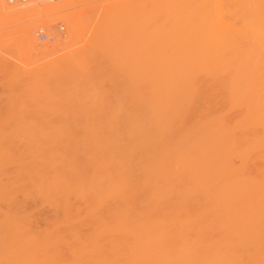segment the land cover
Returning <instances> with one entry per match:
<instances>
[{"label":"rangeland","instance_id":"rangeland-1","mask_svg":"<svg viewBox=\"0 0 264 264\" xmlns=\"http://www.w3.org/2000/svg\"><path fill=\"white\" fill-rule=\"evenodd\" d=\"M58 1L64 2L67 0H58ZM100 1H102V0H81L78 4H76L74 6L67 7L66 9L52 10L49 7H44V10L41 12L42 13L41 16L38 15V16L31 17V18H24L21 20H18V19L13 20V19L4 17V15L0 16V111H1L0 112V146H1V148H0V264H20L23 262V260L25 262L24 264H38V263L41 264V262H42V264H103V263L108 264V261L106 259H104L106 257L108 258V256H105L108 254V250H107V248H108V232L107 231L103 232L102 230H105V229L108 230V217L110 214L107 212L105 213V211L109 212L108 209H110V213H111L114 210V209L112 210V208H116L117 205L115 204V202L111 196L107 197V198L112 200V201L108 200L107 198L105 199V196L108 195V193H107L108 190L105 191L104 189L105 188L108 189V183H107L108 182V179H107L108 178V176H107L108 175V172H107L108 169L107 168H108V166L115 167V165H117V163H119V162H116V160H119L122 163L126 162V164H129V166L126 165L125 163L123 164V166L124 167L128 166V168L134 164V162H135L134 159H136L135 167L139 163L142 166L143 162H141V160L145 162L144 164H146V167H147V164L149 166V164L152 162L154 164V165L151 164L152 165L151 167H153V169H154V166H157L161 162L160 166H157V167H163V168H161V169L158 168L157 170L159 172L158 171L157 172L158 173L167 172V173H165L166 175L163 173V175H165V176H162V180H161L162 183H163V180H165V178L167 177L168 171L169 170L173 171L172 169H170L171 168V166H170L171 162L170 161H172V164H173L172 167L174 169L176 168V171H178V173L174 170L173 174L172 173L171 174L172 175L177 174V175L172 176L169 173L170 174V175H168L169 179L166 178L167 181H165L164 184H161V182H160L161 185H166V183L170 181L171 184H169L170 183L169 182L166 186L174 184L175 182L172 183L173 180L176 181L177 185L182 184V186H183L186 183L185 181L187 178V176H186L187 173L186 172L183 173L180 170L181 169H182V171H183V169H185L184 171H187L186 169L190 170L191 166H193V169H194L196 167V166H194V163H196V161H197V163L200 162V164L203 161V164H201L202 166L201 167L197 166V168L201 169L204 167L205 169L204 168L203 169L205 170V172L208 173V174L205 173V175H207L205 177V178H207L206 179L207 181L205 180V183L208 181L209 182L212 181V185H214V184L216 185L219 182L220 183L226 182L225 186H227V180L233 181V179H235L233 181V183H232V181H231V183L233 184L234 188H237L236 184L238 186V183H239V182H236V181H239L238 179L235 178L237 176H238L237 178L240 177L239 178L240 181L242 179L243 180L242 182H244V183H246L247 180L250 181V183L247 181L246 186H248V183L252 187L256 183L261 184L262 182H264V151H262V150H264V138H262V137H264V133H261V130H262V132H264V128H261V126H264V115L260 114V112L264 113V104H262V101H264V99H262V98H264V86H262V85H264V84L259 85L262 83L259 81L264 80V76H262V75H264V69H262V68H264V64L259 65L260 61H262V58H264V57H262V56H264V54H258V53H260V50H262V48H264V46H262L264 44H260V40H262V38L260 39L261 36H259V38L257 39L258 35H257V33H255L256 32L255 30L251 29L252 31H250V29H248V28L253 27V26L249 25V27H248V26H243V25L238 24V23H237V25L234 26V27H238L240 25L241 28L242 27L245 28L243 30L245 33H242L243 31L242 32L237 31L241 28L235 29L234 27L233 28L232 27H226V25L223 22L224 21H230L229 19H226V18H228V16H229V18H231V15L228 13L232 9L233 5L228 7L225 4H221L227 8L222 6V10H223V8H225V12H224L221 10V6H219V9L221 10L219 12L216 9H214L215 7H217L219 5V4H217L216 0H215V4L217 6H215L214 8L212 6L214 3H211L213 0H207V1L201 0L202 2H206L205 4L207 6L209 5L208 3H210V6H208V7H206V5H204V3L196 0V1H198L197 2L198 4L202 3L201 5H203V8H201V7L199 8L196 5H194L195 8H193V9H196V7H197V10H193V9H190V10L197 11L196 13L191 11L195 14H198V13L201 14L203 12L202 9H204V8H207V9H204L206 12L205 15L207 13H209V11L212 12V10H213L216 13L212 12V14H209V15L220 14L224 18L225 14L227 13L228 16L226 14V18H224L225 20L221 19V17H219V15H218V17H219L220 21L213 18L214 22L216 20H217L216 22H219V24L215 22L214 26L217 25L218 28H220V29H223V27H225L224 29L228 28V31L230 30L229 32H232V33H234V31H235L234 34L238 35L235 37V39L240 37L243 41V40H246L244 38L247 37L246 36L248 34L247 32H250V34L251 33L253 34V35L248 34V38H247L248 41L246 40L245 41L246 44H242V46L245 47V49L243 47H241L240 43L242 41H240V43L239 42L235 43L236 45L234 44V47H232L230 45V48L233 51H235V48L237 47V44L239 43L238 49H241V50H239V51L236 50L235 52H233L228 47L230 49L229 50L230 53L228 52L227 47H222L224 49V52L227 51L226 53H223V50L220 51V47H218L219 44L217 45L216 44L217 42L214 40L212 41V40L208 39L206 41L204 40L205 42H201L202 44L205 43L204 47H208V45H213V47H210V49H208V48L207 49L208 50L212 49V52H214L213 51V49H214L216 51V54L219 57L221 56V58L223 56H226V55H228V56H226V58L228 57L227 59H229V56L234 57V59H236L235 61L237 62V64L234 63L233 65L236 64L235 66H238L239 69L242 66V68L248 70V72L244 71V69H240V71H239V69L236 67L238 69L236 71V73L239 72V75H240L239 80H241V81L244 80V81L241 82V81L237 80L239 75L234 74L235 70H236L235 68L232 69V67H234V66L230 67V69H232V71L228 67H227V71H226V69H225L226 66H225V68H223L224 66H222V68L225 71L222 70V68H219V67H221L220 65H222V64L227 65V64H226V62L222 63L221 62L222 59H220V62H218L219 59L216 62V59L218 58V56L215 55L217 58H215V61H212V63L210 62L212 65H210V63H207L210 67L213 66V69L210 68L207 64L206 65H207L208 70L204 69L203 66H201L202 69L195 70V71H193V73L191 75H189L190 78L188 77L187 81L190 80L189 81L190 85L187 84L188 82H186V84L184 85L185 87L184 86L181 87L184 89L178 90L179 88H177L176 91L171 92V94L169 95L171 97H172V94L176 92V95H174L175 97L173 96L174 101L172 100V98L170 100L171 102L168 101L169 96L165 97L163 95L162 91L159 92L158 97H160V95L162 94L161 96H163V98L162 97L161 98L164 100H162L161 98H158V100L161 99L160 102L162 103V105H160L159 103L157 105H159L161 108H163V106H164L163 102L168 101L169 105L166 102H165V105L167 104L169 107L168 106H166V107L164 106V107H165V109L166 108L167 109L170 108V109H169V111H166L167 109L166 110L160 109L161 112H162V110H164V112L166 111L164 116L162 115V113H164V112L160 113L158 111V113L160 114V116L164 117V120L167 121V123H170V124H167L164 120L159 119L161 117H158L159 114L156 113L157 110L155 109V113H156L155 116H157V119H159V121L161 122L162 125L160 123H158V120L156 121V117H155V118H153V119H155V121H153L154 126L161 125L162 127L160 129H158L159 127H157L156 129H153L155 127L152 126L151 122L148 121V120L151 121L152 117H151V119H149V117H150L149 112H147V110H144L146 112L142 111L140 116L138 117V121L134 122L135 124H133V125H136V126L142 125L145 128H147V126L149 125V127H148L149 129H146L147 131L144 129L145 131L141 130L140 133L138 132V135L137 134H134L135 136L134 135H130V136L128 135L129 137H127V136L123 137L122 135H113L111 133L113 135L111 137L110 136L111 134L108 133V135H106V129L101 127L102 124L106 125L108 123L107 118H108V115H110V114H108V112H112L113 114H111V115H113V116L116 112L117 117L120 115L119 113H121V112L125 113L124 112L125 109H123L122 111L120 109V102L122 103L123 106L126 104L125 107H127V108H130V105H132L131 108L134 107V105L136 103L137 104L139 103V105H140L141 101H143L142 105L144 106L143 103H144V98L146 97V95L144 94L145 92L141 91V90H143V88L136 85V81H134L135 79L134 80L132 79V78H134V76H133L134 74L128 75L126 73V72H128L130 74L133 72L127 71V70H125L126 71L125 72L124 70L117 69L115 66V59H114V62L112 61L113 62L112 67L114 65V68H111V65L109 64L111 61L109 59H107L106 56H104V57L102 56L103 58H101V54H98L100 51H97V49H95V48H98L100 46V44H102V40L105 37L103 39H100L101 41L99 40V42H98L99 44L98 45L96 44L98 47H96V45H95V47L93 48V51H92V52H94V51L97 52V53L95 52L93 54H94V56L99 58V60L102 59L101 60L102 64H100V61L98 59L96 61V57H93V59H95L94 61L90 57L93 55V54L90 55L91 54L90 51L93 47L92 45H90V44H92L90 40H91L92 32H93L94 27H95V23H96L97 18L100 14L99 13L101 10V7L99 6V3H101ZM196 1H194V2H196ZM1 2L3 5H6V6L8 5L4 2V0H1ZM22 3L24 4L25 2H19V4H14V5H18L21 8L23 6ZM179 5L180 4H177V3H174L173 5L172 4H170V5L165 4V6H160L159 8L155 9V11H153V13L155 16H156V14L158 15V17L162 16L160 18V20H162L166 17L167 14H170L173 12L172 9L180 10L178 8ZM181 6H182L181 9L183 7H186L185 5H181ZM187 6L189 7V5H187ZM236 6H238V5H236ZM211 7H212V9H211ZM239 7L238 8L236 7L237 8L236 11H235V8L233 9L234 13H237V10H240L241 8L243 9V7H240V9H239ZM160 8H162V9H160ZM198 8H199V10H198ZM208 9H209V11H208ZM162 10H164V12H163L164 15H162L163 14ZM201 10H202V12H201ZM198 11H200V12H198ZM233 11L231 10V12H233ZM243 11H245V9L242 10V12L239 11L238 13L242 14V13H244ZM222 12H224V13H222ZM203 13H202V15H203ZM215 15L213 17H215ZM89 17L91 20L89 19ZM218 17L216 16V18H218ZM77 19H79L78 25H76ZM25 25L33 26L32 27V29H33L32 36L34 38V44L36 46V49H46V48L51 49L56 44H58V43L61 44L62 42L66 41V40H70L72 42V36L70 39H68V36H69V34H72L73 32L75 33L76 29H77V34L74 38V41L75 40L76 41L72 42V43H74L73 44L74 46L71 44L72 47L69 49L70 51L68 50V52L66 51V53H64V54L61 52L62 54L60 57L63 58L65 55L67 56L68 53L70 54L71 52H74V51L83 52L82 56H84L85 52H86V55L83 58H87V59L86 60L83 59L84 60L83 62L86 63V70H87L86 72L89 75L84 70H83L84 73H82V71H81V73L78 74V72L82 69L77 64L78 68H79V70H77L78 69L77 65L74 62H71L73 64H69L70 62L66 63V64H63V63L59 64L57 62L53 63L54 59H44V58L42 59L40 57H39L40 58L39 59L33 51L25 48L23 46L21 40H20V32H21V29L23 28V26H25ZM56 26L58 27L57 30H56ZM220 26H222V27H220ZM60 27H64L63 28L64 31L60 32L59 31ZM125 27H126V29H125ZM254 27H256L259 30V27H261V26L257 27V25H255ZM254 27H253V29H254ZM37 28L38 29H40V28L44 29L45 31L48 30L49 33L51 31L52 35H56L59 33H61L63 35H62V37H58L59 39L56 38L55 41L52 42V44H50V43L48 44L46 42H38L36 39V31L38 30ZM122 29H125V30L122 31ZM130 30H131L130 26L125 25L123 28L119 29L117 33H115L116 35H118L117 38H116V36L112 37L115 34L113 35L112 33H110V34H112L111 37L109 36L110 34L108 35V39H110L109 42H111L113 40L114 42L112 41V43L115 44L114 47H117L116 52H118V50H120V48H121L119 53L121 51L123 53L125 50H128L127 47H130V45H131V40H130L131 38L130 37L131 36H130V34H127L130 32ZM246 30H247V32H246ZM48 31H46V32L48 33ZM52 31H53V33H52ZM120 31H122V32L120 33ZM259 31L260 32L264 31V26H262V30H259ZM118 33H120V36ZM241 33L244 35L243 37H242ZM258 34L261 35L262 33L261 34L258 33ZM163 35H165V34L161 33V35H159V41H160L159 47H161V48L163 46H168L165 43V41L167 40L166 38H164L165 36L162 38ZM249 35L251 36V38ZM121 36L123 38L125 36V38L123 39ZM254 36L256 37V38H254L255 41L258 42V40L260 39L259 43H257L258 45L252 39V37H254ZM240 38H239V40H241ZM119 39H121L122 41L121 40L118 41ZM125 39H126V41H125ZM251 39H252V41H251ZM115 40L117 42H115ZM239 40L238 39L234 40V38H233L234 42L239 41ZM249 40H250V42H249ZM123 41L126 42V44ZM220 41H218V42H220ZM119 42H120V44H118ZM228 42H229V40H228ZM228 42H226V43H228ZM251 42H253V43H251ZM261 42L264 43V40H262ZM230 43L233 44L232 41H230ZM243 43H244V41H243ZM88 44H89V47H91V48H88ZM116 44H118V45H116ZM220 44L225 45V42L220 43ZM249 44L250 45L254 44L251 46L252 48L250 47L251 49L249 48V46H250ZM222 45H220V46H222ZM226 45L228 46L229 43ZM125 46H127V47H125ZM123 48H127V49L123 50ZM248 48L250 50H253L258 55V58L256 61L251 62L252 57L256 56V54L252 51V54L253 55L255 54L253 56L251 54V51L250 50L248 51ZM254 48L256 50L258 48H261V49L260 50L258 49L259 51H257L258 52L257 53ZM243 49L246 51H243ZM237 51L239 53H240V51H243V54L239 55V56H242L241 59L243 57H245V55H244L245 53H248V52L250 53V56L248 53L246 55V58L242 59V60H244V59L248 60L249 57L251 58V59L249 58L250 60H248L246 62V65L248 64L247 66L246 65L243 66V64H242L245 60L242 61V63H241V61H240L241 59L237 56L239 54ZM27 52H29L30 54H28ZM116 52L114 53V56H115ZM231 52H233V54ZM119 53H117L116 55L117 56L120 55ZM234 53H237V55ZM261 53H264V52H261ZM88 54L90 56H88ZM229 54H231V55H229ZM234 55H236V57ZM213 56H214V53H213ZM247 56H248V58H247ZM88 57H90L91 59H89ZM255 58L256 57H254L253 59L255 60ZM88 59H89V61H88ZM227 59H225V61ZM230 59H232V58H230ZM108 60H109V62H108ZM91 61H92V63H90V65L87 66V64H89V62H91ZM95 61L99 62V63H96ZM235 61L234 60L230 61V62L227 61V63H229L228 66H230L231 63H233ZM257 61H259V62H257ZM223 62H224V59H223ZM214 63H215V66H214ZM252 63H254V64H252ZM261 63H264V61H262ZM91 64H93V65L97 64V65L101 66L100 68H98L101 70L96 69L97 66H96V68H95V66L92 67ZM83 65H85V64H83ZM249 65H251V66H249ZM65 66L67 67V69ZM248 66L253 71L250 68L249 69L246 68ZM253 66L255 68H252ZM215 67L217 68V70ZM75 68H76V70H74ZM93 68H94V70H91ZM90 70H91V72L92 71L94 72V74L92 73V75H93L92 80H90L91 79L90 77H92L90 74L91 72H89ZM113 70H116L117 72H114ZM250 70L253 73H251ZM118 71H119V74H118ZM122 71H124L125 73H123ZM259 71H261V72H259ZM72 72H73V74H76L75 76H78V77L74 79L73 78L74 75L72 74ZM223 72H225V73H223ZM231 72H233V73H231ZM96 73H98V74L96 75ZM109 73L113 76V77H111L112 79L109 78L110 77ZM121 73H123V74H121ZM254 73L258 76L257 78H255L256 76ZM83 74L84 75L86 74V75L84 76ZM126 74H127V76L125 77ZM195 74L198 76H195ZM69 75H70V77H68ZM80 75L82 77L84 76L86 78V81H84L85 80V79H83L84 77L80 78L81 77ZM108 75H109V77H108ZM210 75H213V76H210ZM243 75H245V78L241 79L242 77H244ZM247 75H252V77L254 75L255 77H254V79L252 78V80H251L250 79L251 76H250V78H248ZM88 76H90V77H88ZM129 76H131V78ZM191 76H192V78H191ZM78 78L83 80V81L81 82V80H79ZM231 78H233V79H231ZM76 79H78L79 82ZM87 79L89 81H87ZM129 79H131L130 81L132 83L129 81ZM109 80H111V81H109ZM230 80H232V81H230ZM247 80L250 82H252L254 80L253 83L258 84L259 86L255 85L253 83L250 84V82H246ZM256 80H258L257 83L255 82ZM72 81H73V83H72ZM133 81L135 82V84H133L134 83ZM233 81H235V82H233ZM124 82H125V84H123ZM245 82L247 84L249 83L246 87L252 86L249 89L247 88L246 94H245V91H246L245 86H243V85H246ZM239 83H241L240 86H239ZM232 84H234V85H232ZM120 85H122L123 87ZM188 85L190 87H188ZM235 85H237L240 88L236 89L237 87ZM116 86H118V88H116ZM134 86H137L136 87L137 89L136 88L134 89L133 88ZM191 87H193L194 90H192ZM231 87H232L233 91H235V92L232 91L233 94H232V92H230ZM258 87L260 89H258ZM242 88L245 91H243ZM253 88H256V91ZM186 89H188V90H186ZM122 90H124V91H122ZM181 90H183L184 92ZM189 90H191V91H189ZM241 90L243 92H240ZM248 90L252 91V92L254 91V92L249 93ZM141 92H142V95H141ZM256 92H259V93L257 94ZM241 93H242V95L238 96V94H241ZM247 93H248V95L249 94H251V95H249V97H248ZM179 94H181V95H179ZM182 94H184V95H182ZM229 94H230V96H229ZM243 94H244V96L246 95V97H244L243 100L241 101L242 103H240V99H242ZM259 94H260V96L262 95V98L259 96ZM116 96H118V98ZM184 96H186V97H184ZM255 96L259 97L258 104L259 105L262 104V105H260V106L258 104L256 105L258 97L256 98ZM182 97H183V99H180ZM237 97H239V100H236V99H238ZM124 98H126V99H124ZM165 98L167 100H165ZM231 99H233V100H231ZM253 99L255 100L254 104L256 106H254V107L256 109L254 107H252V105H253L252 101H254ZM184 100H186L187 102ZM189 100H190V102H189ZM244 100L248 102L247 103L248 105H245L246 102ZM248 100L251 102L252 105L249 103ZM178 101H179V103H178ZM236 101H238V102H236ZM102 102H103V104L105 103V105H106L103 107L104 108L103 113H101V111L103 109L102 108V106H103ZM108 103L112 107V108H110V111H108V109H107V107L109 105ZM129 103H131V104H129ZM175 103H177L178 105ZM233 103L234 104L237 103V104L234 105ZM243 103H244V105H242ZM127 105H129V106H127ZM173 105H175V106H173ZM114 106H115V108H114ZM159 106H157V107L160 108ZM144 107H142V108H144ZM7 108H8V110H9V108L11 109V113H9L6 110ZM105 108H106V110H105ZM113 108L115 111L113 110ZM178 108H179V110H177ZM111 109L114 112L111 111ZM119 109L121 112L119 111ZM4 110H5V112H4ZM257 110H260V111L258 112ZM6 112H7V114L9 113L10 115H6ZM104 112H106L108 114V115H104L105 117L103 116V114H105ZM169 112H171L170 115L172 117H170V115H169V118H168L167 115L169 114ZM174 112H176V113H174ZM146 113H147V115H146ZM97 114H98V118L95 117V115H97ZM122 115H124V114H122ZM122 115H120V116H122ZM99 116H101V117L99 118ZM102 116L106 119H103ZM245 116H246V118H245ZM249 117H251V118H249ZM96 118H97V120H96ZM145 118H147L148 120H146ZM258 118H259V120H258ZM99 119H102L104 121L107 120V121L105 123ZM98 120L100 121V123H98ZM241 120H244L245 122H242ZM240 121H241V123H240ZM140 122H142V123H140ZM259 122H261L262 124L258 125ZM223 123H225V124H223ZM234 123H235V125H234ZM254 123H255V125L257 124V127L255 125L253 126ZM163 124H165V125H163ZM226 124H228L229 126ZM199 125L201 126V128ZM220 125L223 128L226 127V129H223V128H222L223 130L219 129V128H221ZM232 126H234V128L236 127L235 128L236 130H234L232 128ZM251 127H253V128H251ZM254 127H256L255 132H254ZM208 128H209V130H208ZM214 128H216V129H214ZM231 129H233L234 131L233 130L230 131ZM240 129L243 130L244 133H240V132H242ZM148 130H151L150 131L151 134L149 133ZM156 130H158V131H156ZM167 130H168V132H167ZM211 130H212V134H211ZM213 130H214V132H213ZM247 130H248V132H247ZM152 131H156V132H152ZM196 131H198V132H196ZM204 131H206V133H204ZM218 131H220V132H218ZM169 132H171V133H169ZM221 132L222 133L224 132L226 135L225 134L222 135ZM146 133H147V135H146ZM153 133H156V135L159 134L157 137H158V139L161 138L162 140L161 139H160V141L157 140V142L155 143V140H156L155 138H157V137ZM167 133L170 136H167ZM148 134H150L151 136H148ZM162 134H165V135H162ZM182 134H184V135H182ZM153 135H155V136L152 137ZM186 135H188V136H186ZM199 135H201L202 137ZM215 135H216V137H215ZM234 135L238 136V139H237V137H234ZM115 136H117V137H115ZM140 136H141V138H140ZM142 136H144L146 138L148 137V139H149V137H152L155 140H152V139L148 140L147 139V143H146L145 138ZM162 136L165 138H163ZM208 136H210V138L215 137L216 141L213 140L214 138L211 139L212 140L211 141ZM254 136L257 138H253ZM110 137H111V139H110ZM126 137H127V139H126ZM203 137L204 138L207 137V138H205L207 140H205ZM113 138H115V140H117V141L114 140V141L110 142L111 140H113ZM122 138H124V139H122ZM129 138H131V139H129ZM135 138L137 139V141H135ZM176 138L178 140L181 138L182 139L184 138L185 141L182 139H181V141H175V140H177ZM200 138H201V140H200ZM139 139L141 140V142H143V144L139 143ZM193 139H195V140L193 141ZM203 139H204V142H203ZM224 139L226 140V142ZM235 139L238 140L237 144H236ZM258 139L259 140L262 139V141H260L257 144V142L259 141ZM124 140L125 141L127 140V141L124 142ZM133 140L135 141L134 144L132 143ZM168 140H170V143L168 142ZM209 140L211 142H209ZM148 141H151L152 143L151 142L149 143ZM207 141H208V143H206ZM108 142H110V143H108ZM116 142H118V143H116ZM175 142H178L177 145H181V143L183 145L178 146V148H176L177 145L174 144ZM184 142H185V144H184ZM187 142L188 143L190 142V143L186 144ZM114 143H116V145ZM136 143H139V144L136 145ZM171 143H172L171 149L176 148L175 150H171L169 148ZM216 143H217V145H216ZM220 143L223 145V148H222V145L220 146ZM229 143H233L232 148H231V144H229ZM251 143H253V144H251ZM119 144L120 145L124 144L122 146H125V148L127 145L128 146L133 145V148L131 146V148H132L131 150L138 149L139 153H135L136 155H134V152H136V151H134L131 154L130 152H132V151L127 150V148H128V146H127L126 149L122 148L125 150H123V154L121 155L120 153H117L118 151L122 152L121 151L122 149L118 148V146H120ZM140 144H142V145H140ZM190 144H193V146ZM195 144H196V146H197V144L199 145L197 149H195L196 148ZM205 144H208V148H206ZM161 145H162V148L164 150H162ZM187 145L191 146V148H186ZM209 145H213V146H210V148H209ZM238 145L241 146V148H242V149L240 148L241 150L239 148H237ZM2 146H4V148H2ZM96 146H98V150L95 149ZM100 146H101L102 150L100 149ZM142 146H143V148H142ZM149 146H151V147H149ZM194 146H195V148H194ZM201 146H202V148H201ZM217 146L219 149L217 148ZM225 146H226V148H225ZM248 146H249V148H248ZM252 146H254V148H252ZM104 148H106V149H104ZM115 148H117L116 154H119V155H116L117 159L115 157H111V156H115V153L114 152L112 153V150H116ZM129 148H130V146H129ZM203 148H205V150H204L205 153L203 152V150L201 151V149H203ZM212 148L214 151L213 150L211 151ZM227 148H230V150L231 149L232 150L231 151L227 150ZM247 148L250 150H247ZM260 148H262V149H260ZM3 149L6 150L7 152L3 151ZM183 149H185V150H183ZM186 149L189 153L184 154L183 152H186ZM189 149H191L192 151ZM220 149H221V151H220ZM10 150L13 152H11ZM142 150H143V152H141ZM168 150H170V152H171L170 153L171 157L170 156L168 157L169 154H167V153H169V152H166ZM252 150H254V151H252ZM9 151L11 153H9ZM105 151H106V153H105ZM107 151H108V153H107ZM172 151H174V152H172ZM219 151H220V155L216 156V153H219ZM225 151H227L229 153H227ZM100 152H102L104 155L106 154L107 157L104 156ZM110 152H111V154H109ZM124 152L126 154H124ZM150 152L152 154H150ZM163 152H165V154ZM234 152L235 153L240 152V154L243 153V156H241V155L237 156L236 155V158H235V156H233ZM127 153H130L131 155L127 154ZM158 153L160 154V157H159ZM172 153L173 154L175 153V154L172 155ZM203 153L204 154L207 153V154L204 155ZM183 154L186 156H183ZM188 154H190V155H188ZM3 155H5L6 157ZM7 155H8V157H7ZM124 155H125V157H124ZM128 155H130V156L134 155V156L130 157ZM148 155L150 157H151V155L155 156V157H151V159L152 158L154 159L157 156L158 159L160 158V160H159L160 162L155 163L158 161V159H157L155 162L151 161L150 163H148V161L150 160ZM163 155H165V157H162ZM177 155H179L180 157L178 156V158H177ZM212 155H213V157H211ZM244 155H246V156H244ZM118 156H120V157H118ZM136 156H138V158H135ZM139 156H143L144 158H145V156L146 157L148 156L147 157L148 161H147V158L145 160L143 157L139 158ZM173 156L175 157V159H178V160L177 161L174 160ZM181 156H183L185 158L187 157L186 159H190V157H191L192 160L190 159V161H188V160L186 161ZM203 156H206V157L208 156L207 159H209V160H207V161H210L211 158H215V159H213V161L211 159L212 162H207V161L203 160V159H205ZM221 156H223V157H221ZM240 156H241V159L243 158L242 161L239 159ZM104 157H106V159ZM121 157L124 159H122ZM167 157L170 161L168 159L166 160ZM193 157H195V159H193ZM108 158H109V160H108ZM112 158L114 160H110ZM132 158H134L133 164L130 162V161H132ZM170 158H172V160ZM197 158H198V160H199V158H202V159L198 161ZM222 158H224V159H222ZM137 159L138 160L141 159V160L138 161ZM216 159H218V160L216 161ZM221 159H222V161H221ZM162 160H164L165 164H164V162H162ZM179 160H180V163H178ZM223 160H226V161H224L225 165L222 163ZM111 161H113V162H111ZM191 161H193V163ZM129 162L132 165H130ZM167 162H168V166L166 164ZM175 162H177V163H175ZM204 162L207 163L208 166ZM217 162H219V163H217ZM185 163H187L186 167H184ZM189 163L192 165H190ZM215 163H216V165H214ZM113 164H114V166H112ZM144 164H143V166H144ZM161 164H162V166H161ZM200 164H198V165H200ZM221 164H222V168L218 169L217 167H220ZM205 165L207 167V171H206ZM230 165H232V166H230ZM239 165H241V166H239ZM164 166H166V167H164ZM209 166H210V168H208ZM227 166L232 167V168L229 169ZM135 167L133 166L130 168L135 169ZM157 167H155V170ZM223 167L225 169H223ZM237 167H239V168H237ZM99 168H103L106 172L103 171V169H102L103 173L101 172V170L97 171V170H99ZM212 168L214 170H218V171L222 172V174H220V172H218V171L214 172ZM234 168L237 169L238 172H240V173H237V170H235ZM162 169H165V170H162ZM100 172H101V174H100ZM179 172L181 174H184L183 177ZM187 172L189 174L190 171H187ZM105 173H106V175H105ZM211 173L213 176L214 175L215 176L212 177ZM98 174H100V175H98ZM102 174H103V177H102ZM243 174H246V175L249 174V175L246 176ZM260 174L262 176H259ZM53 175H55V178ZM92 175H94V176L97 175L99 179L97 177H95V179L93 180ZM138 176L140 177V175H138ZM138 176H137V178H139ZM225 176H229V177H225ZM72 177H73V179H71ZM246 177H248V178H246ZM257 177H258V179H257ZM52 178H54L55 182L52 181L53 180ZM65 178H66V180L64 181ZM75 178H76V180H75ZM104 178H105V180H104ZM157 178H158L157 176L155 178V176L152 175L150 179H151V181H153V180L157 181ZM230 178H233V179H230ZM260 178H262V179H260ZM61 179H63L62 183L60 182ZM106 179H107V182H106ZM133 179L135 181H137L135 176ZM249 179H251V180L253 179L252 182ZM92 180L94 181V184H93ZM99 180H100L101 185L103 184L102 186L104 189L101 187L100 183L98 182ZM222 180H224V181H222ZM102 181L104 183L106 182L107 187L104 185V183ZM178 181H180V182H178ZM182 181L185 183H183ZM229 181H228V183L230 184ZM72 182H74V183H72ZM234 182H236L235 185H234ZM253 182H255V183L252 185L251 183H253ZM96 183H97V185H96ZM221 184L224 185L223 183H221ZM262 184H264V183H262ZM65 185H67V186H65ZM174 185H176V184H174ZM208 185H211V183H208ZM182 186H177V188L178 187L181 188ZM242 186H244V185H242ZM47 187H48V189H47ZM251 187H249V188H251ZM95 188H97V189H95ZM249 188L248 187H244V188L241 187L240 188V186H238V189H249ZM101 191H102V193H101ZM235 191H237V189L234 190V192ZM238 192H239V194L236 192L234 194H236V195L238 194V196L242 195V197H244V198H248L251 196L250 194L248 196L247 190H243L242 193H241V191L238 190ZM244 192H245V195H244ZM232 194H233V192H231L229 195H232ZM246 195H247V197H246ZM90 197H92V198H90ZM89 202H91V203H89ZM108 202H109V204H107ZM108 207H110V208H108ZM86 211H88L90 213V215ZM69 214H70V216H69ZM4 215H7V217L6 216L4 217ZM65 218H67V219H65ZM70 218H72V220ZM104 225L107 227H105ZM73 228H74V230H73ZM100 228H101V230H100ZM63 229H65V230H63ZM67 232L70 234L68 235ZM96 232H98V233H96ZM72 233H74V234L77 233V235L81 238L77 239L76 238L77 235L74 236V235H72ZM95 234H97V235H95ZM70 235H72V236H70ZM80 235H82V236H80ZM94 237H95L96 241L93 240ZM45 240H47L48 242H46ZM97 240H98L100 245L98 244ZM79 241L85 246H83ZM85 241H87L89 243L87 244ZM44 242H46V244ZM84 243H86V244H84ZM95 243H97V244H95ZM104 243H106V244H104ZM33 244H34V246H33ZM94 245L97 247V248H95L96 251L94 249V247H95ZM98 246H101L100 248H102V249H99ZM103 246H106L107 248L103 247ZM45 247H48V248H45ZM98 249L100 250L99 252H97ZM94 251L96 252V256H94L95 255ZM103 251H104V253H103ZM105 252L107 254H105ZM99 253L103 257L99 256L98 255ZM31 255H34L36 257L33 258ZM29 257H32V258L29 259ZM38 257L40 259L39 261L37 259ZM40 257H42V258H40ZM33 259H35V260L37 259V260L35 261ZM97 259H99V261ZM94 260H97V261H94Z\"/></svg>","mask_w":264,"mask_h":264},{"label":"bare ground","instance_id":"bare-ground-1","mask_svg":"<svg viewBox=\"0 0 264 264\" xmlns=\"http://www.w3.org/2000/svg\"><path fill=\"white\" fill-rule=\"evenodd\" d=\"M80 1L81 0H67V1H64V2H60L58 0H24L25 3L24 4L22 3L23 6L20 8L18 5H14V4L13 5H9L8 4L7 6L3 5L1 0H0V16L4 15V17H7V18H10V19H13V20H17V19L21 20V19H24V18H31V17L38 16V15L41 16L42 15L41 12L44 10V7H49L52 10H55V9H66L67 7L74 6V5L78 4ZM194 1H196V0H102V1H100L101 2V3H99V6L101 7V10L99 12L100 14H99V16L97 18V21L95 23V27H94V30L92 32L91 40H90L91 43H92L90 45L93 46L91 51H90L91 52L90 55H92L93 53L96 52V51L92 52L93 48L95 47L96 44L97 45L99 44L98 42H99L100 39H103L105 37L102 40V44H100L99 47L96 45V47H98V48H95V49H97V51H100L98 54H101V58L106 56L107 59H109L111 61L109 63L111 65V68H114V65L112 67V63L114 62V59H115V66H116L117 69H121V70H124V71L127 70V71L133 72V73L129 74L128 72L125 71L128 75L134 74L133 75L134 78H132V79L133 80L135 79L134 81H136V85H138L141 88H143V90H141V91L145 92L144 94L146 95V97L144 98V103H143L145 107L142 105L143 101L140 102L141 103L140 105H139V103L138 104L136 103L135 105L133 104L134 107H132V108H131L132 105H130L131 109L125 107L126 104L123 106L122 103L120 102V109H121V111L123 109H125V111H124L125 113L121 112L120 109H119V111L122 114H124V115H122L121 113H119L120 115H122V116L119 115L120 116V117L118 116L119 118L116 116V112H115L114 116L111 115V114H113L112 112H108V114H110L111 116L108 115L106 112H104L105 114H103V116L104 115H108V118H107L108 123L106 125L102 124V126L101 125L100 126L106 129V135H108V133H110V134L112 133L113 135H122L123 137L124 136L129 137L130 135H134V134L138 135V132L140 133L141 130L145 131L146 129H149L148 128L149 125L148 126L146 125L147 128H145L142 125H140V126L133 125V124H135L134 122L138 121V117L140 116L141 112L142 111L146 112L144 110H147V112H149V114H150L149 115L150 116L149 119H151V117H152L151 121L148 120L147 118H145L146 120L151 122L152 126H154L153 121H155V119H153V118H155V117H156V121L158 120V123L161 124L159 119L164 120V117L160 116L158 111L160 113L164 112V110L167 109V108L165 109V107L169 105L168 101H170L171 98L174 101L173 96L176 95V92L172 94V97L169 96L171 94V92L176 91L177 88H179L178 90L184 89V88H181V87H183L186 84V82H188L187 84H189L190 80L187 81V79H188V77L190 78L189 75H191L193 73V71L202 69L201 66H203L204 69L208 70V68H207L208 64L207 63H210V62L212 63V61H215V58H217L215 56L217 54H216V51L214 49H213L214 52H212V49L208 50V49H210V47H213V45H208V47H204L205 43L202 44L201 42H205L208 39H210L212 41L214 40V41L217 42L216 43L217 45L219 44L218 47H220V51L223 50V53H226L227 51L224 52V49L222 47H227V48L229 47L230 48V45L232 47H234L235 43H237V42L240 43V41H242V39L240 37H238L237 39L239 40V38H240L241 40L235 41V42L233 41V38H234V40H237V39H235V37L238 36L237 34H234L235 31H234V33H232V32H229L230 30L228 31V28H226L227 29L226 30V29H224L225 27H223V29H220V28H218L217 25L214 26L215 22L217 20H219V17H221V19L225 20L224 18H226V14L227 13L225 14V17L223 18L222 15H220V14H218L219 17H218V15H215L214 13H216V12H214L212 10V12H214L213 14L215 15V17H213L214 15H209V14H212V12L209 11L210 8L208 9L209 13H207L206 15H205L206 12H205L204 9H207V8H204V9H202L204 13L201 10L203 15H202V13L201 14H199V13L195 14L197 11H193V10H197V7L203 8V5H201V4L204 3V5H206L205 4L206 2H202L201 0H198V1L202 2V3L199 2L200 4H198L197 3L198 1H196V2H194ZM205 1H207V0H205ZM216 1H217V4H219L218 6L215 4V0H213L212 2L210 1V2L214 3L212 5L213 8L215 6H217L214 9H216L219 12L222 10V6L223 5H221V4H225L228 7L233 5L232 9H231L232 11H233L234 8H235V11H236V9L239 6L243 7V9L242 8L240 9V7H239L240 10H237V13L239 11L242 12V10L245 9V11H243L244 13H242V14H239V13L237 14V13H234V11L231 12V10H230L228 14L231 15V18H229L228 14H227L228 18H226V19H229L230 21H224L223 22L226 25V27H232L233 28L238 23V24H241L243 26H248V27H249V25H252L253 27L255 25H257V27L261 26V27H259V30H262V26H264V0H216ZM174 3L180 4L178 6V8L180 10L172 9L173 12L170 13V14H167L166 17L165 18L163 17L164 19H162V20H160V18L162 16L158 17V15L156 13H155L156 16L154 15L153 11H155V9L159 8L160 6H165V4H167V5L172 4L173 5ZM17 4H19V3H17ZM208 4H209L208 6H210V3H208ZM181 5H185L186 7H183L181 9V7H182ZM187 5H189L190 8ZM194 5L197 6L196 9H193V8H195ZM236 5H238V6H236ZM208 6L206 5V7H208ZM219 6H221V10L219 9ZM223 7H225V6H223ZM199 8H198V10H199ZM225 8H227V7H225ZM225 8H223L222 11L225 12ZM160 9H162V8H160ZM190 9H193V10H190ZM211 9H212V7H211ZM191 11H193L195 13H193ZM163 12H164V10H162V13ZM198 12H200V11H198ZM224 12H222V13H224ZM162 15H164V13ZM216 16L218 18H216ZM213 18H215L217 20L214 22ZM89 19H90V17H89ZM78 21H79V19H77V24L76 25H78ZM216 23L219 24V22H216ZM31 25L23 26V28L21 29V32H20V40H21V42H22V44H23V46L25 48L33 51L37 55L38 58L40 57L42 59L43 58L44 59H54L53 63L57 62L59 64L60 63L61 64L62 63L66 64V63L70 62L69 64H73L71 62H74L76 65L78 64L79 67L82 69V70H80L78 72V74L81 73V71H82V73H84L83 70L85 72L87 71L86 70V63L83 62L84 60L87 59V58H83L86 55V52H85L84 56H82L83 52L74 51V52H71L70 54L68 53V55L67 56L65 55L63 58L60 57L62 53L64 54V53H66V51L68 52V50L74 44L72 42L74 41V38H75V36L77 34V29H76L75 33L74 32L72 33L73 35L69 34V36H68V39H70L71 36H72V42L70 40H66L64 42L61 41L62 42V43L60 42L61 44L58 43L55 46H53L51 49H49V48L36 49V46L34 44V38L32 36V31H33L32 27L33 26H31ZM125 25L130 26V29H131L130 32L127 33V34H130V36H131L130 37L131 38L130 39L131 40V45L129 44L130 47L125 46V47L128 48V50H125L127 48H123V50H125L124 51L125 53L123 52L124 53L123 54L122 51L119 53L121 48H120V50H118V52H116V50H117L116 48L117 47H114L115 44L112 43L113 40L111 42H109L110 39H108V35L110 33H112L114 35L115 33L118 32L119 29L123 28ZM220 27H222V26H220ZM253 27H250L248 29H250V31L255 30L256 31L255 33H257V35H258V36L256 35L257 39L259 38V36H261L260 39L262 38V40H264V31L260 32L256 27H254V29H253ZM57 28L58 27L56 26V30H57ZM234 28L238 29V28H241V27L239 25L238 27H234ZM125 29H126V27H125ZM125 29H122V31L125 30ZM241 29H239L237 31H241L242 32L245 28H243L242 30ZM247 30H246V32H247ZM46 31H48V30H46ZM122 31H120V33ZM48 33H49V31H48ZM52 33H53V31H52ZM120 33H118L119 36H120ZM161 33L165 34V35L162 36V38L165 36L164 38L167 39L165 41V43L168 45V46H163L162 48L159 47V42H160L159 41V35H161ZM242 33H245V32L243 31ZM242 33H241V35L243 37L244 35ZM247 33L250 34V32H247ZM258 33H260V34L262 33V34L259 35ZM49 34H51V31H50ZM112 34H110L109 36L111 37ZM248 34L247 35L245 34L247 37L244 38L247 41H248V39H247L248 38ZM250 35H253V34L251 33ZM115 36H116V38L118 37V35H116V34L114 36H112V37H115ZM60 37H62V36H60ZM124 38H125V36H124ZM250 38H251V36H250ZM254 38H256V37L255 36L252 37L254 42H256V44L259 43L260 39L257 42V41H255ZM121 39H119L118 41H120ZM252 39H251V41H252ZM228 40H229V42H228ZM246 40H243L244 43H243V41L240 43L241 47H243L242 44H246V42H245ZM262 40H260V44H264V43L261 42ZM125 41H126V39H125ZM218 41H220V42H218ZM222 41L225 42V45L228 44V43H229V45L225 46V45L220 44V43H223ZM230 41H232V43L233 42L234 43L231 44ZM115 42H117V41L115 40ZM226 42H228V43H226ZM249 42H250V40H249ZM124 43L126 44V42H124ZM251 43H253V42H251ZM50 44H52V43H50ZM118 44H120V42ZM118 44H116V45H118ZM238 44H237V47H236L237 49L235 48V51L236 50H238V51L241 50V49H238L239 48ZM220 45H222V46H220ZM252 45H254V44H252ZM252 45H250L249 48ZM262 46H264V45H262ZM88 48H91V47H89V44H88ZM229 48L227 49L228 52L231 49V48L230 49ZM243 48L245 49V47H243ZM249 48H248V51L252 47L250 49ZM261 48H258V49L260 50ZM244 49H243V51H246ZM258 49L257 50L255 49V51L256 52L259 51ZM235 51H233V52H235ZM243 51H240L241 54L239 52H238L239 53L238 55H237V53H234V54H236L241 59L242 56H239V55H242ZM250 51H251V54H252L253 50H250ZM115 52H116V54L119 53L121 56L120 55L117 56L116 54L114 56ZM233 52H231V53L233 54ZM261 52H264V48H262V50H260V53H258V52L257 53L258 54H264V53H261ZM27 53L30 54L29 52H27ZM213 53H214V56H213ZM248 53H245L244 54L245 57H243V58H246V55ZM90 55L88 54V56H90ZM229 55H231V54H229ZM236 55H234V56L236 57ZM226 56H228V55H226ZM226 56H223L224 58L223 57L221 58V56L220 57L218 56V58L216 59V62H217L218 59H219L218 62H220V59H222L221 62L222 63L226 62V64H227V65L222 64V65H220L221 67H219V68H222V66H224L223 68H225V66H226L225 69L227 71V67L230 69V67L234 66V67H232V69H234V68L236 69L234 74L239 75V72L236 73V71L239 69L238 66H235L237 64V62L235 61L236 59H234V57H231V56H229V59H227L228 57L226 58ZM249 56H250V53H249ZM90 57L94 61L95 59H93V57H96V56H94V54H93ZM90 57H88V58L91 59ZM254 57H256L255 60L253 59ZM254 57H252V61L251 62L256 61L257 58H258V55L256 54V56H254ZM262 57H264V56H262ZM230 58H232V59H230ZM247 58H248V56H247ZM249 58H248V60L251 59V58L250 59ZM89 59H88V61H89ZM97 59L99 60V58L96 57V61H97ZM223 59H224V62H223ZM225 59H227V60L225 61ZM242 59L240 60L241 63H242V61L245 60V59L244 60H242ZM101 60H99L100 64H102ZM109 60H108V62H109ZM233 60L235 62L231 63V65L228 66L229 63H227V61L230 62V61H233ZM248 60L246 59L242 63L243 66L246 65V62ZM262 61H264V58H262ZM262 61H260L259 65L264 64V63H261ZM257 62H259V61H257ZM90 63H92V61L89 62V64H87V66H89ZM96 63H99V62H96ZM211 63H210V65H212ZM215 63H214V66H215ZM234 63H236V64L233 65ZM83 64H85V65H83ZM252 64H254V63H252ZM78 65H77V68H78ZM91 65H92V67L95 66V68L97 66L96 69L101 67V66H99L97 64L96 65L95 64L94 65L91 64ZM249 66H251V65H249ZM249 66L246 67V68L249 69L250 68ZM210 68L213 69V66L210 67ZM223 68H222V70H224ZM252 68H255V67L253 66ZM66 69H67V67H66ZM232 69H230V70L232 71ZM240 69H244V68H242V66H241ZM240 69H239V71H240ZM262 69H264V68H262ZM74 70H76V68ZM77 70H79V68ZM91 70H94V68L91 69ZM91 70L89 72H91ZM98 70H101V69H98ZM216 70H217V68H216ZM251 70H250V72H251ZM113 71L117 72L116 70H113ZM124 71H122V72L125 73ZM244 71L248 72V70H246V69H244ZM259 72H261V71H259ZM92 73L94 74V72L92 71L90 73L92 77L88 76V77L91 78L90 80H92V78H93ZM123 73H121V74H123ZM223 73H225V72H223ZM231 73H233V72H231ZM251 73H253V72H251ZM72 74H73V72H72ZM97 74L98 73H96V75ZM118 74H119V71H118ZM127 74L125 75V77L127 76ZM73 75H74L73 76L74 79L78 77V76H75L76 74H73ZM109 75H110V77H109ZM109 75H108V77L110 79H112L111 77H113V76L110 73H109ZM195 76H198V75L195 74ZM210 76H213V75H210ZM243 76L244 77H242L241 79L245 78V75H243ZM247 76H248V78H250V76H251V78H250L251 80H252V78L254 79L255 76H256L255 78L258 77L256 74H255V76L253 75V77H252V75H247ZM262 76H264V75H262ZM68 77H70V75ZM83 77L81 76L80 78H83ZM129 77L131 78V76H129ZM191 78H192V76H191ZM78 79H76V80H78ZM83 79H85L84 81H86L85 77ZM231 79H233V78H231ZM239 79H240V75H239L237 80L241 81ZM79 80H81V79H79ZM79 80H78V82H79ZM130 80L131 79H129V81ZM82 81L83 80H81V82ZM87 81H89V80L87 79ZM109 81H111V80H109ZM230 81H232V80H230ZM243 81H241V82H243ZM253 81L250 82V81L247 80L246 82H250V84H251V83H253ZM257 81L258 80H256L255 82L257 83ZM233 82H235V81H233ZM259 82H262L259 85L264 84V80L259 81ZM72 83H73V81H72ZM123 84H125V82ZM133 84H135V82ZM234 84H232V85H234ZM240 84L241 83H239V86H240ZM248 84L246 83V85H243V86H245V90L246 91L242 88L243 91H245V94L247 92V88L249 89V88L252 87V86L246 87ZM253 84H255V83H253ZM189 85H188V87H190ZM255 85H258V84H255ZM120 86H122V85H120ZM235 86L237 87V88L235 87L236 89L240 88L237 85H235ZM262 86H264V85H262ZM136 87L137 86H134L133 88L135 89ZM116 88H118V86H116ZM191 88H192V90H194L193 87H191ZM256 88H253V89H255V91H256ZM258 89H260V88L258 87ZM186 90H188V89H186ZM230 90H231L230 92L233 91L232 87H231ZM122 91H124V90H122ZM160 91H162V93H163V95L165 97H168V96L170 97V98L168 97V101H165L166 103H168V105L167 104L165 105V102H163L164 106H165V107L163 106V108H161L159 105H157L158 103L160 105H162V103L160 102L161 99L163 98V96H161L162 94L160 95V97H158V94H159ZM181 91H183V90H181ZM189 91H191V90H189ZM243 91L241 90L240 92H243ZM233 92H235V91H233ZM233 92H232V94H233ZM248 92L251 93L252 91L248 90ZM256 93L258 94L259 92H256ZM141 95H142V92H141ZM179 95H181V94H179ZM182 95H184V94H182ZM241 95H242V93L238 94V96H241ZM249 95H251V94H249ZM249 95L247 93L248 97H249ZM186 96H184V97H186ZM229 96H230V94H229ZM259 96H260V94H259ZM116 97L118 98V96H116ZM244 97H246V95L244 96V94H243L242 99H240V103H242L241 101L243 100ZM255 97L257 98L258 96H255ZM260 97L262 98V95ZM158 98H161V99L158 100ZM237 98L238 99H236V100H239V97H237ZM124 99H126V98H124ZM180 99H183V97L180 98ZM262 99H264V98H262ZM162 100H164V99H162ZM165 100H167V99L165 98ZM231 100H233V99H231ZM258 100H259V97L257 99L256 105L258 104ZM184 101H186V100H184ZM189 102H190V100H189ZM236 102H238V101H236ZM245 102H246L245 105H248L247 104L248 102L247 101H245ZM252 102H253L252 103L253 105L249 101V103L252 105V107L256 106L254 104L255 100L252 101ZM178 103H179V101H178ZM102 104H103V102H102ZM129 104H131V103H129ZM175 104H177V103H175ZM236 104H234V105H236ZM262 104H264V101H262ZM262 104H260V105H262ZM242 105H244V103ZM104 106H106L105 103L103 104L102 108ZM127 106H129V105H127ZM157 106H159L160 108H158ZM173 106H175V105H173ZM142 107H144V108H142ZM110 108H112V107L109 104L108 107H107L108 111H110ZM114 108H115V106H114ZM114 108H113V110H114ZM155 109L157 110L156 113L159 114L158 117H161V118L157 119V116H155L156 115ZM160 109H164V110H162V112H161ZM169 109H167L166 111H169ZM6 110L9 113H11V109L10 108H9L10 111L8 110V108ZM103 110H104V108L102 109L101 113H103ZM105 110H106V108H105ZM113 110L111 109V111H113ZM177 110H179V108ZM166 111L164 113H162L163 116L165 115ZM257 111L259 112L260 110H257ZM4 112H5V110H4ZM9 113L7 114V112H6V115H10ZM170 113L171 112H169V114L167 113L168 114L167 115L168 118H169ZM174 113H176V112H174ZM98 114L95 115V117L98 118ZM260 114L264 115V113H261V112H260ZM146 115H147V113H146ZM100 117L101 116H99V118ZM104 117H103V119H106ZM170 117H172V116L170 115ZM97 118H96V120H97ZM245 118H246V116H245ZM249 118H251V117H249ZM99 120H102V119H99ZM99 120H98V123H100ZM244 120H241V121L245 122ZM258 120H259V118H258ZM106 121L102 120V122H105V123H106ZM241 121H240V123H241ZM165 122L167 123V121H165ZM140 123H142V122H140ZM225 123H223V124H225ZM167 124H170V123H167ZM261 124L262 123L259 122L258 125H261ZM161 125L154 126L155 128H153V127L152 128L156 129L157 127H159L158 129H160L162 127ZM163 125H165V124H163ZM226 125H228V124H226ZM234 125H235V123H234ZM254 125H255V123L253 124V126ZM255 126L257 127V124ZM220 127H221V125H220ZM256 127H254V132H255ZM200 128H201V126H200ZM222 128L223 127L219 128V129H221V130L226 129V127H224L223 129ZM232 128L234 130H236L235 129L236 127L234 128V126H232ZM251 128H253V127H251ZM261 128H264V126H261ZM214 129H216V128H214ZM233 129H231L230 131H232ZM208 130H209V128H208ZM148 131L150 133L151 130H148ZM156 131H158V130H156ZM156 131H152V132H156ZM241 131L242 132H240V133H244L243 130H241ZM167 132H168V130H167ZM196 132H198V131H196ZM213 132H214V130H213ZM218 132H220V131H218ZM247 132H248V130H247ZM169 133H171V132H169ZM204 133H206V131H204ZM261 133H264V132H262V130H261ZM112 134L110 135L111 137L113 136ZM150 134H148V136H151ZM153 134L156 135V133H153ZM184 134H182V135H184ZM211 134H212V130H211ZM221 134L223 135L225 133L221 132ZM146 135H147V133H146ZM155 135H153L152 137H154ZM158 135H156V137ZM162 135H165V134H162ZM235 135H234V137H237V139H238V136H235ZM167 136H170V135H168V133H167ZM186 136H188V135H186ZM199 136H201V135H199ZM111 137H110V139H111ZM115 137H117V136H115ZM127 137H126V139H127ZM142 137H144V136H142ZM152 137H149V139H152V140L156 139L155 143L157 142V140L160 141V139H161V138L158 139V137L153 139ZM208 137H209L210 140L214 138L213 140L216 141V138H215L216 135L213 138L212 137L210 138V136H208ZM140 138H141V136H140ZM144 138H145V141L147 143L148 137L147 138L144 137ZM163 138H165V137H163ZM205 138H207V137H205ZM253 138H257V137L254 136ZM262 138H264V137H262ZM122 139H124V138H122ZM129 139H131V138H129ZM181 139H179V140L177 139L175 141H181ZM204 139H203V142H204ZM114 140H115V138H113V140H111L110 142H112ZM170 140H168L169 143H170ZM182 140L185 141L184 138ZM194 140L195 139H193V141ZM200 140H201V138H200ZM205 140H207V139H205ZM210 140H209V142L212 141V140L211 141ZM115 141H117V140H115ZM126 141L124 140V142H126ZM135 141H137L136 138H135ZM135 141L133 140L132 143L134 144ZM237 141L238 140H236V144H237ZM260 141H262V139L259 140L257 142V144ZM110 142H108V143H110ZM148 142L150 143L151 141H148ZM225 142H226V140H225ZM116 143H118V142H116ZM116 143H114V144L116 145ZM139 143L143 144V142H141L140 139H139ZM139 143H136V145L139 144ZM172 143L169 146L170 149H171ZM177 143L178 142H175L174 144L177 145ZM189 143L187 142L186 144H189ZM206 143H208V141ZM142 144H140V145H142ZM184 144H185V142H184ZM229 144H231V148H232L233 143H229ZM251 144H253V143H251ZM122 145H124V144H122ZM122 145L118 146V148H121V149L125 148V146H122ZM181 145H183V144L181 143ZM181 145H177L176 148H178V146H181ZM190 145L193 146V144H190ZM205 145H206V148H208V144H205ZM216 145H217V143H216ZM221 145L222 144L220 143V146ZM98 146H96L95 149L98 150ZM127 146H126V148H127ZM129 146H130V148H129ZM129 146H128L129 149L127 148V150L130 151L133 148V145H129ZM131 146H132V148H131ZM195 146H196V144H195ZM195 146H194V148H195ZM198 146L199 145L197 144L195 149H197ZM210 146H213V145H209V148H210ZM226 146H225V148H226ZM149 147H151V146H149ZM0 148H1V146H0ZM2 148H4V146H2ZM142 148H143V146H142ZM161 148H162V145H161ZM176 148L171 149V150H175ZM186 148H191V146L187 145ZM201 148H202V146H201ZM217 148H218V146H217ZM222 148H223V145H222ZM237 148L240 149L241 146L238 145ZM248 148H249V146H248ZM248 148H247V150H250ZM252 148H254V146H252ZM100 149L102 150L101 146H100ZM104 149H106V148H104ZM115 149L116 150H112V153L114 152L115 156H111V157H115L116 158V155H119V154H116L117 148H115ZM125 149H122L121 150L122 152L118 151L117 153H120L122 155L123 154V150H125ZM260 149H262V148H260ZM162 150H164V149L162 148ZM183 150H185V149H183ZM189 150H191V149H189ZM202 150L204 152L205 148L201 149V151ZM212 150H213V148L211 149V151ZM227 150H230V148H227ZM3 151H6V150L3 149ZM10 151H9V153L13 152V151H11V152ZM131 151H132V152H130L131 154L134 151H136V152H134V155H136L135 153H139L138 149H136V150L133 149ZM220 151H221V149H220ZM220 151H219V153H216V156L220 155ZM252 151H254V150H252ZM262 151H264V150H262ZM141 152H143V150ZM166 152H169V153H167V154H169L168 155V157H169L170 153H171L170 150H168ZM172 152H174V151H172ZM225 152H227V151H225ZM235 152L233 153L234 155L232 154L233 156H235V158H236V155L237 156H239V155L243 156V153H244L243 151H242L243 152L242 154H240V152H238V153H235ZM100 153H102V152H100ZM105 153H106V151H105ZM107 153H108V151H107ZM130 153H127V154H130ZM163 153L165 154V152H163ZM183 153L186 154V153H189V152L186 149V152H183ZM227 153H229V152H227ZM109 154H111V152ZM124 154H126V153L124 152ZM150 154H152V153L150 152ZM174 154L172 153V155H174ZM184 154H183V156H186ZM206 154H204V155H206ZM130 155H128V156H130ZM134 155H132L130 157H133ZM158 155L160 157L159 153H158ZM188 155H190V154H188ZM3 156H5V155H3ZM104 156H106V154ZM178 156L179 155H177V158H178ZM183 156H181V157H183ZM241 156H240L239 159L242 161L243 158L241 159ZM244 156H246V155H244ZM7 157H8V155H7ZM106 157H104V158L106 159ZM118 157H120V156H118ZM124 157H125V155H124ZM141 157H143V156H139V158H141ZM147 157L145 156V158L144 157L143 158L146 160ZM151 157H155V156L151 155ZM151 157L149 156V159H150L149 161H148V158H147L148 163H150L151 161L155 162L158 159L157 156L154 159L153 158L151 159ZM162 157H165V155H163ZM168 157L166 158V160L168 159ZM203 157L205 158V159H203L204 161L209 160V159H207L208 156L207 157L203 156ZM211 157H213V155ZM221 157H223V156H221ZM135 158H138V156H136ZM183 158L186 161L187 160L190 161V159L192 160L191 157H190V159H186L187 157L186 158L183 157ZM122 159H124V158H122ZM133 159L134 158H132V161H130L132 164H133ZM170 159L172 160V158H170ZM193 159H195V157H193ZM201 159L202 158H199V160H201ZM211 159L213 161V159H215V158H211ZM211 159H210V161H207V162H212ZM222 159H224V158H222ZM222 159H221V161H222ZM108 160H109V158H108ZM110 160H114V159L112 158ZM139 160H141V159H139ZM159 160H160V158L155 163H159L160 162ZM174 160L177 161L178 159H175V157H174ZM197 160H198V158H197ZM217 160L218 159H216V161ZM134 161L136 162V159H134ZM224 161H226V160H223L222 163L225 165ZM111 162H113V161H111ZM116 162H119V163H117V165H115V167L108 166V168H107L108 169V171H107L108 172V175H107L108 176V178H107L108 182H107V179H106V182L108 183V189H106V188L104 189L103 186H102L103 184L101 185L100 180L98 181L100 183L101 187L105 191L108 190L107 193H108L109 196L107 194H106L107 196L104 195L105 199L107 197L111 196L112 199L114 200L115 204L117 205V206L115 205L116 208H112V210L114 209L113 212L110 213V209H108L109 212L105 211V213L107 212V213L110 214L109 217H108V230H106V229L102 230L103 232L104 231L108 232V248L106 246H103V247H106L107 250H108V254L106 252H105V254H107V255L104 254L105 256H108V258L107 257L104 258V259H106L108 261V264H264V184H262L264 182L261 181L262 182L261 184L260 183L254 184L255 182H253L251 184L252 185L254 184V186L251 187V185L249 184L250 181H248L247 179L246 180L249 182L248 186H246L247 181H246V183H244V182H242L243 181L242 179L240 181V179H239L240 177L239 178H237L238 176L235 177L236 179L239 180V181H236V182H239L238 186H240V188L241 187H243V188L244 187H248V188L251 187L249 189H238V186H237L236 182H234V185L236 184L237 188H234L232 183H233V181L235 179H233V178H230V179H233V181L231 180L232 183H231V181L227 180V186H225L226 182L225 183L221 182L224 185H222L220 182H219L220 184L217 183L215 185L213 183L214 185H212V181L211 182L208 181V182L205 183V180L207 179V178H205L207 176V175H205V173H207L204 170L205 168L204 167H203L204 169L203 168H201V169L197 168V166H200V167L202 166L201 164H203V161H202L201 164H200V162L197 163V161H196L197 164L194 163V166H196L194 169H193V166H191L192 168L190 167V170L186 169L187 171H190L189 174H188L187 171H184L185 169H183V171H182V169L180 170L183 173H185V172L187 173V175H186L187 178L185 177L186 178V181H185L186 183L182 181L183 183H185L183 186H182V184H178L177 185L176 181H174V180L172 181V183L175 182L174 184H176V185L172 184V185L166 186L170 181L167 182L166 185H161V184H164V182L167 181L166 178H168V175H170L171 173L173 174L174 170L176 171V168L174 169L172 167L173 166L172 161H170L171 162V164H170L171 168L170 169H172L173 171H171V170H169L170 172L168 171L167 177L165 178V180H163V183L161 181L162 180V176H165L166 175L165 173H167V172H163L165 175H163V173H158L159 171L157 169L158 168L159 169L163 168V167H157V166H160L161 162L157 166H154V169H153V167H151L152 166L151 164H153L152 162L149 164V166L147 164V167H146V164H144L145 162L142 161V160H141V162H143L144 166H143L142 163H141L142 166L139 163L135 167V162H134L133 165L129 162L130 165H132L130 167L134 166L136 170L132 169L130 167L128 168L129 164H126V162H124V163L126 165H128V166H125V167L123 166L124 163H122L121 161L116 160ZM162 162H164V160H162ZM191 162L193 163V161H191ZM175 163H177V162H175ZM178 163H180V160H179ZM187 163H185L184 167L187 166ZM217 163H219V162H217ZM164 164H165V162H164ZM166 164L168 166V162ZM198 164H200V165H198ZM205 164L207 165V163H205ZM190 165H192V164H190ZM206 165H205V167H206ZM214 165H216V163ZM112 166H114V164ZM161 166H162V164H161ZM230 166H232V165H230ZM239 166H241V165H239ZM155 167H157L156 170H155ZM164 167H166V166H164ZM224 167H223V169H225ZM103 168H99V170H97V171L101 170V172H102ZM208 168H210V166ZM217 168L218 169L222 168V164L220 165V167H217ZM228 168L230 169L232 167H228ZM237 168H239V167H237ZM104 169H103V171L106 170V169L105 170ZM162 170H165V169H162ZM235 170H237V169H235ZM206 171H207V167H206ZM213 171L216 172L218 170H214L213 169ZM101 172H100V174H101ZM176 172L178 173V171H176ZM218 172H220V171H218ZM237 173H240V172H238V170H237ZM100 174H98V175H100ZM135 174L137 176L140 175V177L138 176L139 178H137V176ZM220 174H222V172H220ZM55 175H53L54 178H55ZM105 175H106V173H105ZM152 175H154L155 178H156V176L158 177L157 181H154V180H153L154 182L151 181L150 178H151ZM174 175H177V174H174ZM174 175H172V176H174ZM181 175L183 177L184 174H181ZM211 175H212V173H211ZM243 175H246V174H243ZM248 175H246V176H248ZM92 176H93V178H92L93 180L95 179V177L98 178L97 175H95V176L92 175ZM134 176L137 179V181H135L133 179ZM214 176L212 175V177H214ZM259 176H262V175L260 174ZM102 177H103V174H102ZM225 177H229V176H225ZM54 178H52L53 179L52 181H54ZM246 178H248V177H246ZM71 179H73V177ZM257 179H258V177H257ZM260 179H262V178H260ZM65 180H66V178L64 179V181ZM75 180H76V178H75ZM104 180H105V178H104ZM249 180H251V179H249ZM252 180H251V182H252ZM62 181H63V179H61L60 182L62 183ZM222 181H224V180H222ZM228 181L230 182L231 185L228 183ZM106 182L105 183L103 182L105 186H106ZM160 182H161V184H160ZM178 182H180V181H178ZM72 183H74V182H72ZM208 183H211V185H208ZM93 184H94V181H93ZM169 184H171V182ZM96 185H97V183H96ZM242 185H244V186H242ZM65 186H67V185H65ZM177 186H182V187L181 188H179V187L177 188ZM47 189H48V187H47ZM95 189H97V188H95ZM236 189H237V191H235V192L238 193V194H239L238 190L241 191V193H242L243 190H247L248 196H249V194L251 196L248 197V198H244V197H242V195L238 196V194L237 195L234 194L235 193L234 190H236ZM231 192H233L234 195L233 194L229 195ZM101 193H102V191H101ZM244 195H245V192H244ZM246 197H247V195H246ZM90 198H92V197H90ZM108 200H110V199H108ZM110 201H112V200H110ZM89 203H91V202H89ZM107 204H109V202ZM108 208H110V207H108ZM86 212H88V211H86ZM88 214L90 215L89 212H88ZM5 216L7 217V215H4V217ZM69 216H70V214H69ZM65 219H67V218H65ZM70 219L72 220V218H70ZM105 227H107V226H105ZM63 230H65V229H63ZM73 230H74V228H73ZM100 230H101V228H100ZM98 232H96V233H98ZM69 234L70 233H68V235ZM72 235L76 236L77 233H75V234L72 233ZM72 235H70V236H72ZM95 235H97V234H95ZM80 236H82V235H80ZM76 238L80 239L81 237H79L77 235ZM47 240H45V241L48 242ZM93 240H95V237L93 238ZM46 242H44V243L46 244ZM85 242L87 244L89 243L87 241H85ZM97 242H98V240H97ZM86 243H84V244H86ZM106 243H104V244H106ZM34 244H33V246H34ZM95 244H97V243H95ZM98 244H99V242H98ZM83 246H85V245H83ZM101 246H98V248L102 249V248H100ZM48 247H45V248H48ZM95 248H97V247L95 246L94 249ZM99 249L97 250V252L100 251ZM95 251H96V249H95ZM103 253H104V251H103ZM94 254H95L94 256H96V252ZM98 255L102 256L100 253ZM31 256L33 258L36 257L34 255H31ZM32 257H29V259H31ZM40 258H42V257H40ZM37 259H38V261L40 260L39 257ZM33 260H35V259H33ZM97 260L99 261V259H97ZM97 260H94V261H97ZM24 263L25 262L23 260V262L20 263V264H24ZM41 264H42V262H41Z\"/></svg>","mask_w":264,"mask_h":264},{"label":"built area","instance_id":"built-area-1","mask_svg":"<svg viewBox=\"0 0 264 264\" xmlns=\"http://www.w3.org/2000/svg\"><path fill=\"white\" fill-rule=\"evenodd\" d=\"M4 2L6 4L9 5H13V4H17L19 2H24V0H4ZM59 31L62 32L63 31V27L59 28ZM62 36V34H56V35H52L47 33L44 29H38L36 31V39L38 42H46V43H52L55 41L56 38Z\"/></svg>","mask_w":264,"mask_h":264}]
</instances>
